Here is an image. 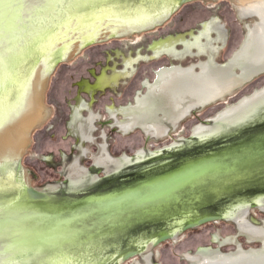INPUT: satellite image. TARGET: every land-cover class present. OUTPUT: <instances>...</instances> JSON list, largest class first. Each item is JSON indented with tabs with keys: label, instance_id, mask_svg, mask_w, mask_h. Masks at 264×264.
<instances>
[{
	"label": "rangeland",
	"instance_id": "rangeland-1",
	"mask_svg": "<svg viewBox=\"0 0 264 264\" xmlns=\"http://www.w3.org/2000/svg\"><path fill=\"white\" fill-rule=\"evenodd\" d=\"M162 2L173 6V0H101L100 7L95 6L97 11L113 10L118 13L133 14L132 12L136 10H155L163 4ZM73 7L77 9V14L84 12L87 14L90 11L89 6L86 7L84 4L80 6L74 3ZM56 15L54 13L57 18ZM68 16H74L72 10ZM62 19V17L58 18L59 21ZM206 23L217 26L219 33L213 38L216 42L218 39H227V45L225 47L216 43L214 46H207L208 42L203 43L208 47H205V50L210 52V57L218 55L219 58L217 60L210 58L203 62L202 74L196 75L192 70L194 65H197L195 64L197 61L205 60L204 57L186 59L181 64L176 58L141 61L135 65L132 75L122 79L114 88L97 92L95 96L86 91V87L94 85L97 77L104 72L109 76L115 70L123 72L124 58H137L139 53L144 56L150 55V45L166 37L183 35L190 39V35H198ZM49 27L54 29L50 33H56L58 26L53 23L45 24L40 29L30 28L31 30L29 29L26 34V42L21 45L22 50L18 52L19 47L13 48L5 55L6 65L9 67L12 65L13 61L9 56L24 53L26 55L24 66L28 67L27 61L28 63L32 61L29 63H33L30 69L35 65L37 67V62H33L30 56L32 51L38 48L35 36L39 31L44 33L45 28ZM224 27L226 35L222 31ZM234 54V60L229 63L230 68L220 69L219 65L227 63ZM5 61H0V64L3 65ZM182 64L188 70L182 71L180 68ZM190 65L193 67L189 68ZM261 66L262 71H259L257 67ZM163 67H168L167 71H163ZM259 72H262V76L249 81L252 74ZM163 77L170 83L174 82L173 86L177 83L176 80L181 81L180 78L190 81V85L183 88V101L188 104H195L197 100L202 103L212 96L221 100L205 109L193 111L177 127H174L163 115L157 116V120L164 125L160 127L161 134L166 128L171 129V132H168L169 136L167 133V137L164 138L146 134L140 129L129 134L120 133L111 126L100 127L96 124L92 132L95 142L83 141L81 136L83 131L90 133L87 120L91 112L96 116L100 113L102 120L108 121L109 108H114L119 110L120 122L128 120L130 112L126 114L124 110L135 104L139 94L146 93L147 82L154 83L152 87L160 89L162 86L160 81ZM197 79L200 81L199 87L194 84ZM245 81L249 83L241 87ZM46 85L43 103L50 115L38 127L40 129L36 128L33 133L31 132L29 146L22 155L20 164L22 179L26 177L32 187L51 193L55 202L78 200L87 195L113 191L201 157L226 155L225 158H231L240 154L259 152L258 147L264 145V0L246 8L238 6L234 0L192 1L176 9L155 29L138 31L131 35H119L84 47L70 59L50 69ZM224 87L232 88L226 93L216 94ZM239 87L241 88L234 93L233 90ZM214 90H216L215 94ZM229 92L234 94L227 96ZM171 93L175 95V91ZM244 102L246 105L236 111L235 107ZM80 106H90V110L82 111L79 109ZM200 106L204 105L200 104ZM225 111L226 115L230 114L225 120L219 121L222 122L221 124L215 126L210 123L215 118L223 116ZM202 125L207 127L200 132L199 128ZM104 132L107 133L108 138L103 137L101 140L100 137ZM104 144L109 147L111 156L118 163L112 162L106 149H103V152L100 150ZM142 151L144 153H140ZM95 162L96 165L97 162L102 164L106 175L96 176L97 172L93 170L90 174H86L84 168H91ZM2 168L0 185L4 184L6 187L0 190V204L18 194L20 184H16L14 180L16 175H21L16 163ZM237 178L238 181L229 183L234 186L231 191H213L201 204L179 210L181 218L174 215L169 216L168 219L160 218L156 220L157 222H147L129 231L105 236L91 245L87 243V248L100 251L99 262L91 260L89 263L110 264L122 248L149 245L164 231L175 228L180 230L185 216L189 217L197 213L221 214L230 211L233 213L227 217L228 219L212 222L182 234L179 231L178 237L163 242L152 251L154 264H190L185 259V255L187 253L197 255L200 248L234 254L235 247H238L237 251L243 250L229 264H264V209L259 206L260 203L264 204V156L257 160L250 170L244 171ZM67 179L69 184L65 183ZM226 184L224 186H227ZM251 205L257 207L250 209ZM247 207L249 214L246 220L254 225L257 233L252 230L242 231L238 223L232 219L234 212ZM257 239H263V242ZM72 254L76 255V253ZM20 256V253L13 251L12 256L4 259L13 263L19 260ZM44 257L46 256L33 257L27 264H43ZM48 259L51 260L53 257ZM141 262V257H135L125 264ZM194 263L198 264V262Z\"/></svg>",
	"mask_w": 264,
	"mask_h": 264
},
{
	"label": "bare ground",
	"instance_id": "bare-ground-1",
	"mask_svg": "<svg viewBox=\"0 0 264 264\" xmlns=\"http://www.w3.org/2000/svg\"><path fill=\"white\" fill-rule=\"evenodd\" d=\"M234 1L238 3V6L246 8L261 0ZM99 2H101V0H6V3L9 6H0V11H3L7 15L10 25H8L9 31L7 38L2 41L3 48H0L1 62L5 61V55L10 52L11 49L19 47L17 51L20 52L22 50V46L26 42V34L30 28L40 29L48 23H53L58 26L56 33H50L54 29L53 27H49L45 28L46 30L44 33L39 31L41 34L38 32L36 34L37 36L34 35L35 38H37L36 43L38 44V48H36L35 51H32V55L30 56L32 57V60H34L33 62L36 63L37 60L38 64L35 69H30V66L33 65V63H29L32 61H29V63L27 61L28 67L24 66V60L26 59L24 53L9 56L13 61L11 67L6 65V61L3 65L0 64V165H2V167L6 166L5 163L3 164L4 161H10L22 157L26 148H28L27 146H29L31 132L41 126L48 117L49 110L43 103V95L47 86L46 80L48 71L51 67V60H53L52 57L57 50L60 49L59 51L62 58L70 59V57H72L73 54L78 53L87 42H95L97 40L109 39L111 37L114 38L119 35H131L136 31L152 29L157 24L165 21L175 11L174 5L169 6V4L164 2H162L163 4L155 10H134L135 12H132L133 14L124 12L118 13L113 10L97 11L95 5H97V8L98 6L100 7ZM74 3H78L80 6L83 4L86 7L89 6L90 11L87 14H85V12L77 14V9L73 7ZM71 10L73 11L74 16L69 17L68 14H70ZM54 13L57 14V18L54 16ZM60 17L63 18L62 21L58 20ZM190 36L194 40H197L202 36L209 37V27L207 26L205 32L201 33L199 36L194 34H191ZM188 43L186 36L179 35L177 37H169L166 40L155 42L151 47V50L154 52L155 58L162 55L174 56L178 51L176 48L177 46L183 45L187 48ZM142 60L141 53L138 55L137 59L125 58L124 63L126 65V70L119 73L115 70L112 77L108 78V82L105 85L113 88L117 86L122 79L132 75V73L127 70V66L133 67ZM9 68L12 69L10 70ZM102 85L104 84L98 83L94 89L103 88ZM92 90L93 87H90L89 85L86 87V91L89 93H92ZM220 161L222 160L212 158L198 162L200 164H190L191 166L187 165L183 168L184 170L177 172L175 177H181V175H185L186 172H192L191 174L193 175L190 174L186 176V181L190 179L189 176H191V178L194 177L193 180L198 179L193 190L201 187L206 182L216 181L215 183H217L227 175H219V172L221 171H215L211 176L209 174L214 172L213 169L216 164L222 165ZM196 166L198 169L195 171L194 168H196ZM200 167L204 170L212 168L211 173H209L208 176H204L203 174L198 175L197 172H199ZM187 168L192 170H186ZM164 183L165 182H159L154 190H160ZM19 184L21 191L24 185H29L28 178L25 177L24 180L21 178ZM5 187L4 184L0 185V190L2 191ZM139 194L140 193L138 192H133L115 197V201H120V203H115V206L120 205V208H118L117 211L121 210V206H123L125 200H130L131 198L135 200ZM111 200L112 199L110 198L106 199V201L110 202ZM259 206L263 207L262 203H260ZM4 211H0V214ZM234 213L232 219L237 220L239 217L247 216L249 214V208H241ZM14 216H18V212L13 214L12 211V217ZM69 249L71 248H68L67 250ZM35 251L39 253L41 249L39 248ZM35 251L17 252V254L20 253L21 255L20 259L13 263L8 262V264H27L33 257L37 258L39 256ZM206 252L207 251L204 250L201 252L205 258H219V253L211 255ZM0 253H3V258L13 255V251L2 248H0ZM60 254V256L56 257H54V255L51 256L54 257L51 260L48 259V257H44L43 264L75 263L73 259L69 258V255L65 253ZM72 256L74 255L71 254V258Z\"/></svg>",
	"mask_w": 264,
	"mask_h": 264
},
{
	"label": "water",
	"instance_id": "water-1",
	"mask_svg": "<svg viewBox=\"0 0 264 264\" xmlns=\"http://www.w3.org/2000/svg\"><path fill=\"white\" fill-rule=\"evenodd\" d=\"M192 1L195 0H173V5L176 10ZM163 22L157 24L155 27L161 25ZM155 27L152 29H155ZM152 29L143 31H150ZM101 41L103 40L87 42L82 49ZM59 50L52 57L50 69L67 60L61 57ZM210 123L216 126L222 122L216 123L213 120ZM258 148L259 152L255 151L247 155L240 154L231 158H225L226 155L201 157L183 163L177 168L168 170L162 174L119 187L113 191L87 195L78 200L55 202L48 191L34 188L31 184L24 185L14 198L0 204V211L6 210L0 214V248L16 253L23 251L32 252L40 248L41 251L39 253L35 251V253L44 255L46 258L53 255L56 257L60 253L68 254L67 249L70 247L87 248V243L91 245V243L100 238L129 231L147 222H157L156 220L160 218L168 219L170 218L169 216L173 215L181 218L179 210L201 204L209 193L213 191H231L234 186L229 183L238 181L237 177L240 174L246 170H250L257 160L263 158L264 145ZM212 158L222 160L220 161L222 165L216 164L212 174H209L212 168L204 170L201 167L197 173L198 175L203 174L204 176H208L209 174L211 176L215 171H221L219 175L227 176L223 177L219 182H206L201 187L193 190L198 179L193 180L194 177L192 176L193 178H191L189 176L190 179L186 181V176L192 172H186L181 177H175L177 172L184 170L183 168L187 165L200 164L198 162ZM20 161L21 158L18 157L14 160L3 162L7 167L10 164L16 163L18 172L21 174L20 176H15L16 180L14 181L16 184L23 177ZM197 169L196 166L194 170L196 171ZM159 182L165 183L160 190H154ZM225 184L227 186H224ZM133 192L140 194L135 200L133 198L125 200L123 206H121V210L117 211L120 205L115 206V203H120V201H115V197ZM108 198L112 199L111 202L106 201ZM255 207L257 205H251L249 208ZM12 211L13 214L18 212V216L12 217ZM232 213L228 211L221 214L197 213L189 217L185 216L179 230L180 234L212 222L228 219L227 217ZM180 234L178 233L175 236L170 230L164 231L154 240L153 247L174 239ZM136 254V252H132L126 256V259L134 257ZM77 262L75 261V263Z\"/></svg>",
	"mask_w": 264,
	"mask_h": 264
},
{
	"label": "flooded vegetation",
	"instance_id": "flooded-vegetation-1",
	"mask_svg": "<svg viewBox=\"0 0 264 264\" xmlns=\"http://www.w3.org/2000/svg\"><path fill=\"white\" fill-rule=\"evenodd\" d=\"M207 26L209 27V37L202 36L197 40H194L192 37L190 39H187V41L189 42L188 47L186 48L183 45L177 46L176 48L178 49V51L174 54V56L162 55L158 58H155L154 52L151 50V47L153 46V44L155 42H159L161 40L155 41L149 47L150 55H146V56L142 55V58H143L142 62H145V61L146 62L161 61L164 58H168L169 60L176 58L177 62L179 64H181L186 59L204 57L205 60L204 61H197L195 63L197 65H194V69L192 70L194 73H196V75L202 74L203 72L201 70V67H202L203 62L208 61V59H210V58H214L215 60H217L219 58L218 55H216L214 57H210V52L207 49H206L207 52H205L206 51L205 47L208 48L207 46H210V45L214 46L216 43H219L220 45H223V46L227 45V39H223V40L218 39V42H216V40L213 37H215L219 33V30L216 29L217 26L209 24V23H206L205 25H203L202 30L199 32L198 36L201 33L205 32V29ZM210 28H211V30H210ZM222 31L225 34V27L222 29ZM170 37H177V36H170ZM168 38L169 37H166L162 40H166ZM246 41L247 40H245L244 43H246ZM207 42H208L207 46L203 45V43H207ZM208 52H209V54H208ZM234 57H235V54L227 63L219 65V68L220 69H229L230 68L229 63L232 62L231 60H234ZM130 58H133V57H130ZM137 58H133V59H137ZM126 59H129V58H126ZM124 65H125V63H124ZM134 67H135V65L133 67L127 66V70L131 71V73H133L135 70ZM188 67L192 68L193 65H190ZM180 68L182 71L188 70L187 68L183 67V64ZM162 69H163V71H167L168 67H163ZM176 69L178 71V67ZM257 69L259 71H262V66L257 67ZM125 70H126V65H125ZM237 70H239V69H237ZM116 72L119 73L117 70H116ZM239 74H240V72H239ZM112 75L109 76L106 74V72H104L101 76L97 77L95 84L89 85L90 87H93L91 94H94V96H95L97 92H104L108 89L113 88V87H110L108 85H105L108 82L107 81L108 78L112 77ZM105 76H106V78H105ZM260 76H262V72H259V74H252L249 78L250 79L249 81L255 80L256 78H259ZM246 78H248V77H246ZM180 80L181 81L176 80L175 82H177V83H175V85L173 86L174 82L171 81V83H170L167 80H165V78L163 77L160 81V84H162L160 89L153 88L152 86L154 85V83L152 84L150 82H147L146 93L145 94H139L136 98L135 104L129 106L125 110L123 108V110L126 114H128L130 112V115H129L130 117L128 120L126 119L127 121L124 120V121L120 122V120L118 119V111L119 110L114 109V108H109L110 120H108V121L107 120L103 121L100 113L98 114V116H96L91 112L90 117L87 120L89 125H90V128H89L90 133H87V131H83V133L81 134L83 141L89 142V143L95 142V139L92 136V132L94 131L96 124H98V126H100V127L108 126V128H110V126H111L112 129H116V131H118L120 133L123 132L125 134H129V133L136 131L137 129H140L141 131H144L146 134H152V135L157 136V137L162 136V138H164V137L169 136L171 129L166 128V131L161 134L160 133V127H162L164 125L157 120L158 119L157 116L163 115V117H165V119L169 120L170 123L174 127H177L193 111L200 109V108L205 109L209 106L216 104L217 101L221 100L219 98H216L215 96L214 97L212 96V97H210L211 99H208L205 102L200 103L201 101L197 100V103H195V104H188L187 102L183 101V98H184L183 97V88L184 87L187 88L190 85V81L188 79L184 80L182 78H180ZM249 81H245L244 83H242L243 85L241 87H244L246 84L249 83ZM98 83H103L104 84V85H102L103 88L95 90L94 88L96 87V85ZM199 83H200V81L197 79L196 83H194V84L197 87V85ZM198 87H199V85H198ZM241 87L233 90L234 93L238 89H240ZM231 88L232 87H229V88L224 87V89H222V90L219 89V91H217L216 94L219 95V94H222V92L226 93L227 91L231 90ZM172 91H175V95L171 93ZM213 92L215 94L216 90H214ZM232 93L233 92H229L227 94V96L232 95ZM139 100L141 101V103H139ZM200 104H202L204 106H200ZM245 105H246L245 102L241 103L240 106L235 107V110L237 111L239 107H242ZM79 109L82 111L84 109L90 110V106H80ZM224 113L225 114L223 116L221 115L218 118H215L214 122L223 121L226 118H228L227 116L230 113L228 115H226L227 114L226 111ZM49 115H50V112L48 113V117L46 118V120L49 118ZM207 126H203V125L200 126L199 131L201 132V131L205 130ZM167 133H168V135L166 136ZM103 137H105V139L108 138V135L106 132H104V135L102 137H100V139L102 140ZM108 148L109 147L108 146L106 147V145L104 144L100 147V150H102V152H103V149L104 150L106 149V152H107L108 156L112 159V162L116 161L111 156ZM140 153H144V152L142 151ZM139 156H141V154H139ZM125 157L127 158V156H125ZM127 159H129V158H127ZM78 163L80 165V160ZM115 163H118V162L116 161ZM101 165L102 164L99 162H97V165H96V162H95L91 166V168H84L87 172L86 174H90L91 171L93 170V171L97 172L96 176H99L100 174L106 175L107 173L103 170V166H101ZM114 171H112V172H114ZM65 183L69 184V179H67V181H65ZM49 189H51V187H49ZM102 191H104V190H102ZM262 205L264 207L263 203H262ZM263 207H261V208H263ZM247 216L239 217L237 220L233 219V221L238 223V225L242 231L252 230L254 233H257V229L254 227V225L251 223L249 224L248 220H246ZM170 232L171 233L173 232L174 235L177 236L179 233V230L174 229L173 231L170 230ZM257 240H261L263 242V239H257ZM150 243L151 244H149V245L140 246V247L133 246V247H128V248H122L121 252H119L118 255H116V257L111 261L110 264H125L135 257H141V259H142V262L138 263V264H154V261H153L154 255L152 254V251L155 248H157L158 246L153 247L154 240ZM215 243L216 242H214V240H213V244H215ZM235 243H237V241H235ZM247 243L252 244L249 242H247ZM149 247H150V249H149ZM241 247H242V245H241ZM70 248L71 249L68 250L67 255H69V258L73 259L74 262L78 261L77 263H73V264H90L89 262L91 260L98 261V259H99L98 255H99L100 251L95 249V248H86V247H84V248H75V247L72 248V247H70ZM220 248H222V246ZM235 249H236V253L233 252L234 254H232V253L224 254V253H221V251H219V250L213 251L210 248H200V250H198L199 252L197 255H193L192 253H187L185 255V259L190 264H195L194 262H198V264H229V263H231L232 259L233 258L236 259L237 258L236 256L240 255L241 250H243V249H241V250L237 251L238 247H235ZM202 250L207 251L206 253L211 254V255H213L215 253H219V258H212V259L205 258V256L201 254ZM132 252H136L137 253L136 256L126 259V256ZM72 253H76V255L72 256V258H71L70 255ZM188 257H192V258L189 259ZM66 259H68V258H66ZM191 260L194 262H192Z\"/></svg>",
	"mask_w": 264,
	"mask_h": 264
},
{
	"label": "snow or ice",
	"instance_id": "snow-or-ice-1",
	"mask_svg": "<svg viewBox=\"0 0 264 264\" xmlns=\"http://www.w3.org/2000/svg\"><path fill=\"white\" fill-rule=\"evenodd\" d=\"M0 6L8 7L9 5L6 3V0H0ZM8 25L9 19L7 15L3 11H0V48H3L2 41L7 38ZM0 264H8V261L3 258V253H0Z\"/></svg>",
	"mask_w": 264,
	"mask_h": 264
}]
</instances>
